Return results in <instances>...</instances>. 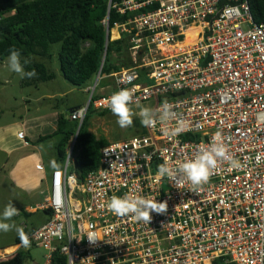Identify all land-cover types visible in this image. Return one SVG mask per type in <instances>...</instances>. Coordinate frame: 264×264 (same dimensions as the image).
<instances>
[{
    "label": "built area",
    "instance_id": "built-area-1",
    "mask_svg": "<svg viewBox=\"0 0 264 264\" xmlns=\"http://www.w3.org/2000/svg\"><path fill=\"white\" fill-rule=\"evenodd\" d=\"M115 8L136 13L115 27L134 32L138 65L114 73L113 90L94 92L72 120L110 112L111 95L130 89L131 107L171 104L182 130L175 120L166 129L157 123L110 143L83 183L70 171L74 139L50 180L44 209L52 217L17 249L42 246L46 264H264V158L256 159L264 153V22H255L248 0H125ZM192 29L198 36L186 45ZM218 130L240 169L221 163L198 192L157 174L165 161L176 169L194 159ZM124 194L166 202L167 212H153L149 223L117 217L106 204Z\"/></svg>",
    "mask_w": 264,
    "mask_h": 264
},
{
    "label": "trees",
    "instance_id": "trees-1",
    "mask_svg": "<svg viewBox=\"0 0 264 264\" xmlns=\"http://www.w3.org/2000/svg\"><path fill=\"white\" fill-rule=\"evenodd\" d=\"M124 1L0 0V63L8 58L10 49H16L21 53L22 64L25 59L30 61L24 65L25 72L34 69L37 73L33 78L25 77L23 86L36 87L57 78L56 72L48 66L46 60L53 57L52 46L60 44L58 57L61 74L79 90L91 85L99 74L103 61L102 76L110 77L122 69L133 68L138 65L132 51L134 32H122L119 39L111 40V31L115 24H126L136 16V13L122 15L117 11L115 6ZM248 1L255 22H264V0ZM107 20L109 33L104 24ZM37 58L43 61H38ZM146 72L143 70L142 74ZM98 87L101 88L102 84ZM99 96L95 91L94 99ZM78 108L81 107L60 112L57 131L40 140H56L58 168L63 167L67 149L77 135L79 122L72 120L71 115ZM94 113L95 110L91 109L86 116L74 147L75 161L70 171L78 176L80 183L100 167L101 151L111 143L90 131V120ZM146 132V127H143L140 135ZM45 212L50 220L52 212ZM33 230L35 229H23L25 236ZM20 243L19 236L16 245ZM27 259L28 253L20 250L11 258L0 259V264H26Z\"/></svg>",
    "mask_w": 264,
    "mask_h": 264
},
{
    "label": "clouds",
    "instance_id": "clouds-1",
    "mask_svg": "<svg viewBox=\"0 0 264 264\" xmlns=\"http://www.w3.org/2000/svg\"><path fill=\"white\" fill-rule=\"evenodd\" d=\"M30 61L25 59L21 63V53L16 49H10V55L7 59L6 67L9 71L18 74L21 78H33L37 75L36 71L25 72L24 65ZM107 104L114 116L117 117V123L121 128L130 127L133 124V116L137 115L132 110L133 91L130 89H121L111 95ZM138 116L142 126L153 128L160 124L162 129H166L171 121H177L180 127L177 131L182 130L183 120L179 113L173 111L172 105L164 101L158 109L150 107H141ZM222 131L218 130L214 134L213 143L209 146H201L198 154L194 159H188L178 165L176 169L171 168L168 162L158 165L157 174L159 176H168L171 179L181 177L178 186H182L185 182L190 183L192 190L198 192L204 185L209 184L212 176L216 173L221 163H227L230 169H240L241 162L230 153L228 147L222 140ZM264 158V153L257 154V161ZM55 168V161L52 162ZM109 212L117 217H130L137 222L149 223L152 219V213L163 214L167 212L168 205L166 202H154L151 198L124 194L123 196L113 195L106 204ZM18 214V209L12 204L5 207L2 215H0V232L7 233L13 229L18 233L21 243L29 246L25 233L22 228L16 226L12 222V218ZM95 242L94 239H89Z\"/></svg>",
    "mask_w": 264,
    "mask_h": 264
},
{
    "label": "crops",
    "instance_id": "crops-1",
    "mask_svg": "<svg viewBox=\"0 0 264 264\" xmlns=\"http://www.w3.org/2000/svg\"><path fill=\"white\" fill-rule=\"evenodd\" d=\"M121 33L122 30L118 31L116 37L112 38L111 32V40L119 39ZM197 35L198 33H196V37ZM61 80L64 86L63 89L67 88V91L62 93L63 95L74 93L78 89L73 85H67L69 82L63 76ZM6 81L10 82V80ZM45 84L26 88L39 91ZM90 87L82 90V92L90 93L92 91ZM112 90L113 83L106 82L97 94L111 92ZM31 92L26 95L27 98L22 96V99L25 98L24 104L26 105H24L22 113L18 117L7 119V121H2V117L0 118V189L5 190L3 186L8 179L6 186L11 190L13 196L17 197L12 203L13 206L17 209H24L29 214L42 211L46 216V222H48L49 215L44 209L46 197L49 193L52 174L60 168H58L56 140H40L42 137L52 135L57 131L59 112H54V108L51 107L50 111H40L36 115L30 116V110L26 107L27 104H32V100H30V97H32ZM53 98V95L44 93L36 97L34 101L40 103V100H52ZM83 106L85 105L78 104L72 108ZM53 161L56 163L55 168L52 166ZM16 246L13 249L6 247L4 249V251L6 250L5 254H12L17 249ZM9 250L14 251L7 253ZM1 251L0 248V254Z\"/></svg>",
    "mask_w": 264,
    "mask_h": 264
},
{
    "label": "rangeland",
    "instance_id": "rangeland-1",
    "mask_svg": "<svg viewBox=\"0 0 264 264\" xmlns=\"http://www.w3.org/2000/svg\"><path fill=\"white\" fill-rule=\"evenodd\" d=\"M119 28H114L112 32V38L116 37ZM60 44L53 45L51 48L52 59L46 60L48 66L56 72L58 80H53L51 82H47L43 88L39 91L33 90L32 88H26L23 86L24 78H21L20 75L15 74L8 70L6 67L7 59L0 63V118L2 117V121H7V119H11L13 117H18L23 110L24 99L27 98L31 91H34V95L31 92L32 97V104H27V109L30 110V116L36 115L40 111H50L51 107H53L54 112H68L70 108L75 105L81 104L86 105L90 99L91 93H83L82 90L76 89L74 93H67L63 95L62 93L67 91V88L63 89L62 85V74L60 71V64H59V51H60ZM149 61V56H142L141 59L138 58V61L144 62ZM38 61H43L40 58H37ZM97 78V77H96ZM91 83V89H93L95 85V81ZM6 80H10L7 82ZM106 82L113 83V77L102 76L98 82L99 84H104ZM68 83V82H66ZM71 85V84H67ZM96 89V93L100 91V87ZM71 87V86H70ZM46 93V95H53L54 98L52 100H40L35 102V98L39 97L41 94ZM22 96L25 98L22 99ZM22 99V100H21ZM155 103L151 101L147 104L141 106H134L132 110L137 115L133 116V124L127 128H121L117 123V117L112 114V112H106L104 115L99 114V111H95L92 115L90 120V131L95 133L100 138H105L111 143L120 142L129 140L135 136L140 135V132L144 126L140 123V118L138 116V112L141 107H150L154 109ZM3 112V113H2ZM8 183V179L6 180V184ZM6 184L3 188L0 189V215H2L5 207L9 204H12L17 198L13 196L11 190L7 188ZM13 205V204H12ZM12 222L16 224V226L22 229H28L29 231L33 229V227H40L46 222V216L42 211L34 212V213H27L24 209H18V214L12 218ZM19 235L15 231V229L4 233L0 232V248L1 251V260H5L11 258L15 255L18 251L16 249L10 256L5 254L6 247L14 248L17 243ZM17 248V246L15 247ZM24 251L28 253V259L26 264H46V255L47 251L40 245H32L30 249L25 248Z\"/></svg>",
    "mask_w": 264,
    "mask_h": 264
},
{
    "label": "water",
    "instance_id": "water-1",
    "mask_svg": "<svg viewBox=\"0 0 264 264\" xmlns=\"http://www.w3.org/2000/svg\"><path fill=\"white\" fill-rule=\"evenodd\" d=\"M107 32L109 33V28H108ZM108 41H109V35H107V43H108ZM104 60H105V57H104ZM103 64H104V61H103ZM103 64H102V66H101V69H100L99 74L97 75V78H96V81H95V85H94V87H93V89H92V91H91V95L95 92L96 87L98 86V82H99V80H100V78H101V71H102V68H103ZM90 98H91V97H90ZM89 101H90V99H89ZM82 124H83V123H82ZM82 124H79L77 135H78V133H79L81 127H82ZM77 135H76V137H75V140L77 139ZM75 140H74V142H75Z\"/></svg>",
    "mask_w": 264,
    "mask_h": 264
},
{
    "label": "bare ground",
    "instance_id": "bare-ground-1",
    "mask_svg": "<svg viewBox=\"0 0 264 264\" xmlns=\"http://www.w3.org/2000/svg\"><path fill=\"white\" fill-rule=\"evenodd\" d=\"M197 32L198 31L196 29H192V30L188 31L187 40H186V43H185L186 45H190V44H192L194 42ZM12 251H14V250H9V251H7V253H10Z\"/></svg>",
    "mask_w": 264,
    "mask_h": 264
}]
</instances>
